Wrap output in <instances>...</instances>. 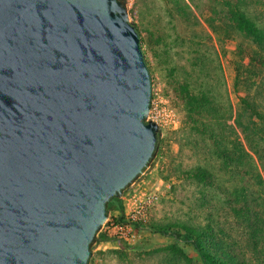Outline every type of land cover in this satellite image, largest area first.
Masks as SVG:
<instances>
[{
    "label": "water",
    "instance_id": "95a60500",
    "mask_svg": "<svg viewBox=\"0 0 264 264\" xmlns=\"http://www.w3.org/2000/svg\"><path fill=\"white\" fill-rule=\"evenodd\" d=\"M125 0H0V264H89L157 154Z\"/></svg>",
    "mask_w": 264,
    "mask_h": 264
},
{
    "label": "rangeland",
    "instance_id": "374dc122",
    "mask_svg": "<svg viewBox=\"0 0 264 264\" xmlns=\"http://www.w3.org/2000/svg\"><path fill=\"white\" fill-rule=\"evenodd\" d=\"M125 1L128 17L142 40L152 82L149 118L158 123L161 140L155 159L128 187L123 201L132 198L137 205L151 196L157 199L141 224L138 239L96 241L89 264L200 263V256L190 243L178 241L172 234L148 229L170 227L176 231L179 225L196 228L211 225L215 230H222L240 256L264 264V237L262 254L257 258L250 252L247 232L235 219L227 195L229 187L243 184L239 169L232 170V175L223 173L222 178L210 184L193 178L194 168L206 162L213 166L214 158L205 142L200 141V146H196L194 130L185 121L183 104L175 90L179 82L189 83L196 91L209 88L225 109H230L233 102L236 116L241 107L237 91L243 92L246 88L243 83L236 88L237 75L232 61L235 48L247 45V39L241 34L227 38L212 32L207 23L210 15L207 0ZM245 7L264 23V0H246ZM253 78L258 79L251 83V92L264 108V72ZM261 172L264 174V167ZM254 190L260 189L255 186ZM113 213L110 211L108 216H115ZM102 233H105L103 228L99 234Z\"/></svg>",
    "mask_w": 264,
    "mask_h": 264
},
{
    "label": "trees",
    "instance_id": "16d2710c",
    "mask_svg": "<svg viewBox=\"0 0 264 264\" xmlns=\"http://www.w3.org/2000/svg\"><path fill=\"white\" fill-rule=\"evenodd\" d=\"M206 2L210 8L207 23L212 32L227 38L241 34L248 41L247 45L240 44L235 48L232 61L237 75L235 86L238 88L243 83L246 89L237 91L241 107L235 116L233 102L230 109H225L221 100L211 95L209 88L196 91L189 83L179 82L175 90L183 104L185 121L190 130H194L196 146H200V141L205 142L214 158L213 166L207 162L198 165L192 170V176L200 183L210 184L222 178L223 173L232 175V170L239 169L243 184L229 187L227 195L235 219L247 232L250 252L259 258L264 237V174L261 172L264 167V108L251 92V85L258 79L253 76L264 72V23L245 7L246 0ZM160 140L161 132L157 149ZM255 186L259 192L254 190ZM114 210L124 212L123 197L113 196L109 200L107 213ZM122 216L120 214L118 218ZM148 229L164 235L172 234L178 241L190 243L200 256L198 264H256L245 255L240 256L222 230H215L211 225L197 228L179 225L176 231H171L170 227ZM110 240L105 233L96 236L97 242Z\"/></svg>",
    "mask_w": 264,
    "mask_h": 264
},
{
    "label": "built area",
    "instance_id": "2783aa9c",
    "mask_svg": "<svg viewBox=\"0 0 264 264\" xmlns=\"http://www.w3.org/2000/svg\"><path fill=\"white\" fill-rule=\"evenodd\" d=\"M157 197L151 196L137 205H134L122 218L118 216H108L103 230L110 238H116L125 241H135L141 235L143 221L155 205Z\"/></svg>",
    "mask_w": 264,
    "mask_h": 264
},
{
    "label": "crops",
    "instance_id": "0c3cea01",
    "mask_svg": "<svg viewBox=\"0 0 264 264\" xmlns=\"http://www.w3.org/2000/svg\"><path fill=\"white\" fill-rule=\"evenodd\" d=\"M135 199H129L127 202L123 201V205H124V212L122 213L120 210H114V215L118 216L120 214H124L127 213L134 205H135Z\"/></svg>",
    "mask_w": 264,
    "mask_h": 264
}]
</instances>
